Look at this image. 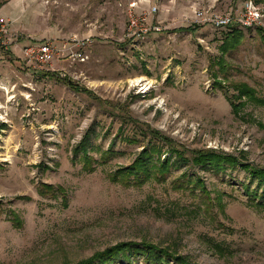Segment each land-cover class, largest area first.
<instances>
[{
	"label": "rangeland",
	"instance_id": "obj_1",
	"mask_svg": "<svg viewBox=\"0 0 264 264\" xmlns=\"http://www.w3.org/2000/svg\"><path fill=\"white\" fill-rule=\"evenodd\" d=\"M246 1L0 0V20L20 46L86 42L74 48L85 61L43 67L19 48L0 50V65L12 70L0 84V264H76L121 243L166 248L189 264H264V198L253 201L245 189L259 183L246 166L264 170V102L243 99L239 115L230 104L233 84L264 99V31L194 23L200 10L242 16ZM132 2L158 7L150 25L161 30L145 42L127 36ZM234 28L244 40L225 53ZM137 77L153 80L150 89L132 83ZM86 139L90 166L75 152ZM150 142L162 156L152 154L149 175L121 181ZM207 150L235 158L236 167L194 165Z\"/></svg>",
	"mask_w": 264,
	"mask_h": 264
},
{
	"label": "trees",
	"instance_id": "obj_2",
	"mask_svg": "<svg viewBox=\"0 0 264 264\" xmlns=\"http://www.w3.org/2000/svg\"><path fill=\"white\" fill-rule=\"evenodd\" d=\"M261 33L264 31L262 28L258 29ZM244 40V34L243 32L237 29H233L230 33H228L225 37L224 46H223V52H228L232 49H236ZM217 66H219V70L225 72L226 65L223 62V60L217 61ZM48 76H51L52 78H55V80L59 83L64 84L66 87H68L70 90L76 93H84L88 96H92V92L87 90L85 87H81L76 83H73L69 78H62L59 76V74H48ZM216 78V76H215ZM214 86L218 89H224V84L218 81L217 79L214 80ZM234 87V95L230 98V104L231 107L236 115H239L240 111L244 108L245 104L241 102L243 99H248L250 101H254L257 104H262L264 102L262 98H259L255 92L254 89L250 88L245 83L241 84H233ZM237 101V102H236ZM154 137L152 139L156 140L157 142H161V140L158 138V134L154 133ZM132 141V140H131ZM130 141V142H131ZM134 141V139H133ZM132 141V142H133ZM89 144V140L86 139L80 143L79 146L75 149L76 155H78L80 152L82 153L84 164L87 166H90V157L88 154L87 145ZM148 148H144L142 153L135 159L133 164L124 169L121 170L120 173H122V180L127 179V183H129L130 176L134 175V180L136 181L135 184H138L140 182L141 177L139 176L141 172L143 175L148 176L149 175V164H150V158L153 153H156L157 155H160L159 159L162 156L161 148L158 143L148 144ZM176 151V150H173ZM177 152V151H176ZM185 161V160H183ZM192 162L194 165H209L208 167L211 169H216V171L221 172L224 171L225 165H228L230 168H235L237 161L235 158L231 156H226L223 153H217L214 150H207V151H200L195 154V156L192 159ZM171 160L169 158H165L160 163L159 172L163 174L164 172L169 171L171 167ZM247 169H250V173L253 177L257 178L259 180V183L257 184L256 188L253 190L250 189V185H245V189L247 191V194L249 195V199H252L253 201H256V198H264L263 192L258 193L262 183L264 185V170H258L254 167H247ZM43 188L45 189H52L51 186L44 185ZM43 192V191H42ZM13 220L17 224H21V221L17 214L12 211ZM171 252H169L168 249H161L157 246L151 245V244H135V243H121L114 247H111L103 252L95 254L93 257L83 260L76 264H139V259L142 260L143 264H167L169 258H173L175 264H189L188 260L183 257H176L173 256Z\"/></svg>",
	"mask_w": 264,
	"mask_h": 264
},
{
	"label": "built area",
	"instance_id": "obj_3",
	"mask_svg": "<svg viewBox=\"0 0 264 264\" xmlns=\"http://www.w3.org/2000/svg\"><path fill=\"white\" fill-rule=\"evenodd\" d=\"M158 13L157 6L144 9L137 2H132L127 10L128 25L127 36L130 40L145 42L151 32H159L161 25H150ZM194 23L200 26H210L215 29H228L234 25H240L245 31L264 29V3L257 5L253 0L245 2L243 15L222 14L209 10H200L195 13ZM12 30L8 22L0 20V50L9 51L12 48H19L24 61L40 67L52 64L59 60L85 61V56L74 51V48H82L86 42H79L76 39L67 43L56 44L53 41L29 42L20 46L14 40ZM88 42V41H87ZM135 45V44H134ZM137 45V44H136Z\"/></svg>",
	"mask_w": 264,
	"mask_h": 264
},
{
	"label": "crops",
	"instance_id": "obj_4",
	"mask_svg": "<svg viewBox=\"0 0 264 264\" xmlns=\"http://www.w3.org/2000/svg\"><path fill=\"white\" fill-rule=\"evenodd\" d=\"M11 3H8V4H6V7H9V5H10ZM5 8V7H4ZM10 9V8H9ZM11 11V10H10ZM10 11H9V14H7V15H5L6 17H12L11 16V14H10ZM4 16V15H3ZM1 18V17H0ZM6 19H9V18H6ZM11 30H12V28H11ZM28 43V42H27ZM27 43H25V44H27ZM56 44H58V42H55ZM10 50H12L13 51V48L12 49H10ZM9 50V51H10ZM22 57V56H21ZM4 58V56L3 55H0V59H3ZM0 66H2V68H5L6 69V71L4 72V71H1L0 72V84L2 83V82H4L5 81V79H7L8 77H9V74H10V72L12 71L11 70V68L9 67V66H5L4 64H2V65H0ZM2 95V94H1Z\"/></svg>",
	"mask_w": 264,
	"mask_h": 264
},
{
	"label": "bare ground",
	"instance_id": "obj_5",
	"mask_svg": "<svg viewBox=\"0 0 264 264\" xmlns=\"http://www.w3.org/2000/svg\"><path fill=\"white\" fill-rule=\"evenodd\" d=\"M153 80L147 79L145 77H137L134 80H132V83L134 84H139L143 86V90H148L150 89L151 85L153 84ZM0 90H5V88L0 87Z\"/></svg>",
	"mask_w": 264,
	"mask_h": 264
}]
</instances>
